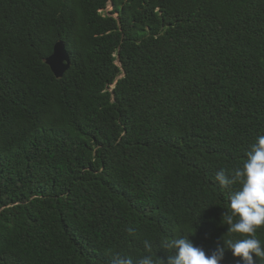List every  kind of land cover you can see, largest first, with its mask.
Masks as SVG:
<instances>
[{"label":"trees","instance_id":"16d2710c","mask_svg":"<svg viewBox=\"0 0 264 264\" xmlns=\"http://www.w3.org/2000/svg\"><path fill=\"white\" fill-rule=\"evenodd\" d=\"M260 135L264 0H0V264L135 260L144 240L164 258L189 234L210 255L215 173Z\"/></svg>","mask_w":264,"mask_h":264},{"label":"clouds","instance_id":"9594fccd","mask_svg":"<svg viewBox=\"0 0 264 264\" xmlns=\"http://www.w3.org/2000/svg\"><path fill=\"white\" fill-rule=\"evenodd\" d=\"M111 10L110 6L106 11ZM214 179L220 189L230 193V212L222 214V224L227 225V233L221 238L222 246L208 255L191 242L188 237L193 234H189L165 240L162 250L166 256L160 258L152 242L144 240V255L134 260L114 254L109 264H222L225 251L239 258L241 264H258V259H264V242L257 237V230L264 228V135L250 145L242 165L230 171L220 169ZM233 185L238 187L232 190ZM128 231L133 233L132 229Z\"/></svg>","mask_w":264,"mask_h":264},{"label":"water","instance_id":"95a60500","mask_svg":"<svg viewBox=\"0 0 264 264\" xmlns=\"http://www.w3.org/2000/svg\"><path fill=\"white\" fill-rule=\"evenodd\" d=\"M56 78L61 79L72 66V59L64 40H58L54 45L53 53L45 59Z\"/></svg>","mask_w":264,"mask_h":264}]
</instances>
